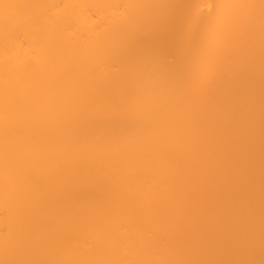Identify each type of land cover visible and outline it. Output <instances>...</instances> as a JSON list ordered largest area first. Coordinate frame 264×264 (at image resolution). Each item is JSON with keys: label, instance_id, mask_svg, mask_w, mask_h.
Wrapping results in <instances>:
<instances>
[{"label": "bare ground", "instance_id": "obj_1", "mask_svg": "<svg viewBox=\"0 0 264 264\" xmlns=\"http://www.w3.org/2000/svg\"><path fill=\"white\" fill-rule=\"evenodd\" d=\"M0 264H264V0H0Z\"/></svg>", "mask_w": 264, "mask_h": 264}]
</instances>
